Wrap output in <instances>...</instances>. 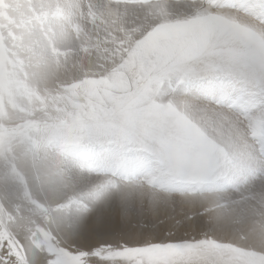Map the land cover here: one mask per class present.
I'll return each instance as SVG.
<instances>
[{
    "label": "snow or ice",
    "instance_id": "snow-or-ice-1",
    "mask_svg": "<svg viewBox=\"0 0 264 264\" xmlns=\"http://www.w3.org/2000/svg\"><path fill=\"white\" fill-rule=\"evenodd\" d=\"M0 264H264V0H0Z\"/></svg>",
    "mask_w": 264,
    "mask_h": 264
}]
</instances>
